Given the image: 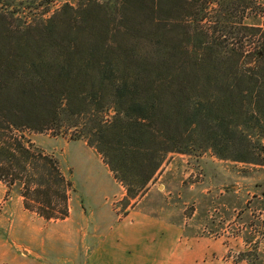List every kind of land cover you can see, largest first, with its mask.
<instances>
[{"label":"rangeland","instance_id":"1","mask_svg":"<svg viewBox=\"0 0 264 264\" xmlns=\"http://www.w3.org/2000/svg\"><path fill=\"white\" fill-rule=\"evenodd\" d=\"M146 3L0 0V49L14 63L0 108H17L11 96L22 88L16 77H23L25 66L57 65L68 43L79 50L75 62L98 51L99 59L124 75L144 79L140 63L160 64L174 73L172 87L183 88V104H194V133L178 143L186 152L164 155L145 190L132 199L75 128H26V139L55 157L72 181L68 214L44 219L24 208L18 186L11 199L3 197L0 182V236L18 239L24 262L144 264L142 249L152 243L144 227L165 216L182 223L184 234L205 237L213 245L214 264H264V34L252 29L264 27V0H220L207 20L194 21L189 56L178 50L187 42L185 31L151 24ZM162 9L173 14L176 5L165 1ZM183 61L189 67L176 71ZM49 73L58 77L53 69ZM92 76L76 72L71 78ZM172 90L164 89L160 101L173 104ZM154 125L161 135L166 116L160 114ZM125 143L117 137V147ZM124 160L125 173L139 178L133 155L125 153Z\"/></svg>","mask_w":264,"mask_h":264},{"label":"trees","instance_id":"2","mask_svg":"<svg viewBox=\"0 0 264 264\" xmlns=\"http://www.w3.org/2000/svg\"><path fill=\"white\" fill-rule=\"evenodd\" d=\"M165 1L175 3V13H164L162 5ZM219 2L147 0L146 18L159 29L167 25L183 29L187 42L179 45L178 50L189 56L193 45L188 40L192 42L194 21L200 24L207 20L211 11H217ZM122 3L124 0H113V5ZM261 10L264 18V7ZM252 29L264 34V27ZM77 51L78 48L68 43L57 65L50 67L38 61L25 66L20 70L24 78L16 77L22 88L11 96L17 108H0V182L7 188L6 197L18 186L24 208L47 220L67 216L72 181L63 173L55 157L26 139V128L58 131L75 128L78 137L85 138L88 145L102 155L114 178L125 185L127 199L135 198L145 190L164 155L168 152L185 153L184 143L183 146L178 143L185 135L190 138L194 133V106H191L194 104L185 105L180 100L183 88L181 85L175 89L172 87V71L160 64L140 63L139 67L146 75L142 79L124 75L112 64L99 59L98 51L90 53L81 62H75L73 55ZM263 60L264 52L260 61ZM189 65L183 61L176 71ZM13 67L10 54L0 49V103L7 97L3 86L10 72L14 71ZM52 69L58 73L57 78L49 73ZM76 72L90 73L95 78L92 76L90 80L77 82L78 78H71ZM29 74L32 76L28 77ZM166 88L176 93L171 105L160 101ZM105 89L110 91L107 96ZM162 113L166 116V126L160 135V128L155 127L154 122ZM117 137L126 140L124 147H117ZM216 146V143L209 145L223 158ZM128 152L133 155L140 171L139 178L124 171V156Z\"/></svg>","mask_w":264,"mask_h":264},{"label":"crops","instance_id":"3","mask_svg":"<svg viewBox=\"0 0 264 264\" xmlns=\"http://www.w3.org/2000/svg\"><path fill=\"white\" fill-rule=\"evenodd\" d=\"M6 192L4 185L3 197ZM10 195L8 198L11 199ZM147 222L148 227H144V230L150 234L152 243L142 249L144 264H197L201 257V264H214L209 259H214V248L205 237L184 234L182 223L174 222L169 217H156ZM18 242L13 234L0 236V264H35L23 261L22 253H18L17 246L21 245ZM206 255L208 258L204 262Z\"/></svg>","mask_w":264,"mask_h":264}]
</instances>
